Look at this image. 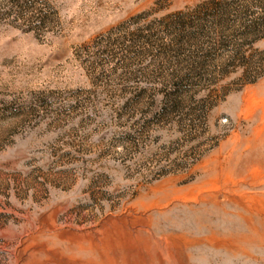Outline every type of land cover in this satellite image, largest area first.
Returning <instances> with one entry per match:
<instances>
[{
    "label": "rangeland",
    "instance_id": "374dc122",
    "mask_svg": "<svg viewBox=\"0 0 264 264\" xmlns=\"http://www.w3.org/2000/svg\"><path fill=\"white\" fill-rule=\"evenodd\" d=\"M0 264H264V0H0Z\"/></svg>",
    "mask_w": 264,
    "mask_h": 264
}]
</instances>
